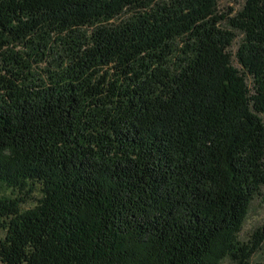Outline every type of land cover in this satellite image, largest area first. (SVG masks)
I'll use <instances>...</instances> for the list:
<instances>
[{
    "label": "trees",
    "instance_id": "trees-1",
    "mask_svg": "<svg viewBox=\"0 0 264 264\" xmlns=\"http://www.w3.org/2000/svg\"><path fill=\"white\" fill-rule=\"evenodd\" d=\"M263 186L264 0H0V264H250Z\"/></svg>",
    "mask_w": 264,
    "mask_h": 264
},
{
    "label": "rangeland",
    "instance_id": "rangeland-1",
    "mask_svg": "<svg viewBox=\"0 0 264 264\" xmlns=\"http://www.w3.org/2000/svg\"><path fill=\"white\" fill-rule=\"evenodd\" d=\"M244 0H217L218 10L222 15H225L227 19L232 18L243 6ZM224 26L227 25V21L223 22ZM236 39L229 49L232 56H234L242 36L235 32ZM232 63L234 67L239 69L236 59L233 57ZM248 85H250V79L247 80ZM8 193L0 188V194ZM264 228V186L261 188L260 196L256 197L250 204L248 214L243 223L242 229L238 234V241L247 244L251 247L255 243L262 240L259 250H257L250 258V264H264V236L262 234L258 235L256 239H252L255 232ZM220 264H235L229 259L223 260Z\"/></svg>",
    "mask_w": 264,
    "mask_h": 264
}]
</instances>
